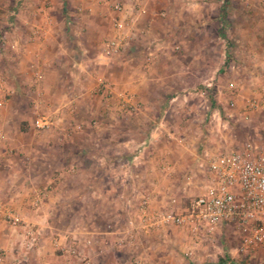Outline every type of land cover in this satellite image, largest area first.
Masks as SVG:
<instances>
[{
	"label": "rangeland",
	"instance_id": "1",
	"mask_svg": "<svg viewBox=\"0 0 264 264\" xmlns=\"http://www.w3.org/2000/svg\"><path fill=\"white\" fill-rule=\"evenodd\" d=\"M56 1L2 0L0 7L6 12L4 20L7 24H14L20 21V12L36 6L43 14L53 6H59ZM65 3L64 22L70 25L66 24L61 29L56 27L54 36L47 40L42 56L55 66L56 75L61 78L57 80L50 75L47 80L46 86L58 93L57 96L53 95L54 100L51 95L48 96L51 105L43 94V79L36 78L37 69L30 61L25 64L26 79L17 77L10 80L3 75L1 70L4 62L9 66L12 57L19 54V48L9 44L12 38H8L10 42H7L6 37H20L17 34L20 31L13 29L10 32V28L3 25L0 28V38L3 37L0 39V117L20 125L30 123L31 126L39 116H46L51 122L58 117L71 122L82 120L87 126L101 122L103 118L115 120L119 123V134L123 133L126 138L133 137L126 161L131 164V157L139 155L140 163L135 165L137 171L143 170L145 152L152 150L153 145L149 141L158 131L160 121L167 124L165 130L170 140L189 133L196 136L193 148L197 158L190 166L182 168L183 172L174 171L175 186L171 191H164L167 205L170 198L176 201L184 198L176 187H180L183 180L186 181L189 175H195L202 168L203 152L239 150L247 142L258 141L264 116L253 113L248 120H244L241 115L243 105L235 104L237 98L232 101L229 95H235L238 90L233 84L238 81V71L244 70L249 63L244 62L246 55L243 54L248 51L252 54L250 56H255L248 68L263 72L260 81L251 89L260 93L264 88V0H221L219 6L224 9L222 14L208 25L201 39L194 35L189 44L185 41L186 32L181 31L180 24H173L174 17L168 15V37L151 61L147 60L146 46L142 43L131 45L132 36L109 59L97 58L98 54L100 56L101 44L114 35L112 19L117 16L111 8L114 0L105 7L108 11L101 18L84 15L81 9L76 10L79 6L74 12L69 11V2ZM174 7H179V3ZM41 18V23L47 27L53 26L48 13ZM177 20H180V16H177ZM80 24H84V27L80 28ZM132 32L131 25V35ZM20 34H25L22 38L25 40L26 33ZM22 39L17 45H23ZM60 42L65 48L64 54L60 52ZM77 61L86 63L94 72L93 75L86 79H72L80 70L76 68ZM190 66L194 69L192 72L188 71ZM142 70L153 77H139L143 74ZM86 88L88 94L83 96ZM65 91L74 92L76 96L79 94L77 106L74 111L67 112L65 107L62 111H54L56 106L53 102ZM64 100L59 98L58 105ZM231 101L232 107L229 105ZM105 103L117 106L119 112L107 115L99 110L96 112V106ZM84 105L91 109L84 108ZM85 128L76 130L84 135L88 131ZM68 133L67 137L77 134ZM58 150L67 152L69 146L60 144ZM150 177V174L140 173L138 178L143 184ZM157 177L161 180L169 176L162 173ZM93 194L96 195L92 197L84 192L77 202L71 204L66 195L58 217L55 216L52 222L65 234V242L72 240L68 234L76 230V248L80 252V259L75 260V264H264V249L241 250L238 234L231 226H218L212 234L198 232L196 235L180 227L157 229L144 226L140 223L138 204L142 198H148L149 191L137 200L132 212L124 209L120 201L116 202L117 192L109 195V199L113 200L112 206L97 197L100 191ZM149 203L148 210L151 212H168V206L154 209ZM110 207L115 209L112 215ZM70 259L74 261L72 257Z\"/></svg>",
	"mask_w": 264,
	"mask_h": 264
},
{
	"label": "crops",
	"instance_id": "2",
	"mask_svg": "<svg viewBox=\"0 0 264 264\" xmlns=\"http://www.w3.org/2000/svg\"><path fill=\"white\" fill-rule=\"evenodd\" d=\"M57 1L59 6H53L51 10L44 11L43 14H40L41 10L36 6L20 12L18 15L20 21L14 24H7L4 20L6 12L0 7V28L3 25V27L10 28V32L13 29H18L20 32L26 33L25 40L22 39L25 34L21 35L20 32H17L20 37L14 38L15 40L13 37H6L7 42H10L9 39L12 38L9 44H12L13 48H19V54L12 57L11 65L8 66L6 61L4 62L3 70H1L3 75L8 76L10 80L17 77L26 79L25 64L26 61H30L37 69L36 78L43 79L42 90L49 104L52 103V98L54 100L53 95L57 96L58 93L46 86L47 80L50 75L57 80L61 78L57 77L55 66L44 60L42 56L47 40L54 36L56 27L61 29L66 24L70 25V23L64 22L63 13L66 10L64 3L69 2V11L74 12L75 8L79 6L76 10L80 11L81 9V12L84 11V15H95L101 18L107 13L105 11H108L105 7H108L113 0L108 2H103L104 0ZM114 1L119 2L123 8L118 14L120 18L132 25L133 42L131 45L142 43L141 45L146 46L148 61H151L168 37V15L174 17L173 24H180L181 31L186 32L185 41L189 44V40L191 41L194 35H196L195 38L201 39L208 25L224 11L219 6L221 0ZM178 3L179 7H174ZM169 6H171L170 10ZM45 13L51 16L52 27L41 23L43 21L41 16ZM108 14L111 15V12ZM177 16H180L179 21ZM79 27L83 28L84 24H80ZM12 34L15 36V33ZM20 38L23 41V49H21V43L17 45ZM58 46L61 48L60 52L64 54L65 48L62 47V43L60 42ZM243 54L246 55L244 62L249 63L246 64L247 66L245 65L244 70H237L238 85L236 82L233 86L238 87V90L235 95L233 93L229 95L231 100L237 98L235 104L242 105L248 99L259 98L260 93L251 87L254 88L263 73L258 72L255 68H248V64L255 59L254 55L250 56L249 51ZM98 55L97 58L102 59ZM101 63H103L102 60ZM75 65L80 70L77 76L74 75L72 79H86L94 73L86 63L82 64L77 61ZM134 68L137 69V67ZM193 70L191 66L188 67L189 72ZM239 72L241 73L239 74ZM142 73L139 77H153L148 76L145 70H142ZM52 85H54L53 82ZM86 89L82 93L83 96L88 94V89ZM49 95L52 96L51 99H48ZM78 95L76 96L74 92H61L58 95V100L53 102L56 106L54 111H62L64 107L67 112L68 110L74 111L78 103L76 101ZM59 98L65 100L58 105ZM43 106L45 107V105ZM84 108L87 109L89 106L84 105ZM86 109L84 110L86 111ZM95 110L96 112L101 111L104 115L119 112L117 106L106 103L100 107L96 106ZM261 115L264 116V114ZM118 125L117 121H109L105 118L101 122H94L87 126L86 122L82 120L71 122V120L58 117L53 120L49 130L34 131L30 123L20 125L0 117V264H75V259L71 260V256L67 254L66 250L72 244L77 246L76 230L70 231L68 234L72 240L65 242V234L52 224L55 216L58 217L59 208L63 205L66 195L69 197V204H71V202H77L84 192H88L93 197L96 195L93 194L94 192L100 191L97 197L111 205L113 200L109 199V195L112 192H117L116 202L120 201V205H123L124 209L127 208L132 212L137 200L149 191L147 197L151 207L162 209L168 206L164 199V191L173 190L175 186L174 171L183 172L182 168L190 166L197 158L196 150L193 148L196 136L189 133L187 136L170 140L168 131L165 130L168 127L167 124L160 121L158 131L149 141L153 145L152 150L145 152L143 170L137 171L135 165L140 163L139 155L131 157V164H127L129 162L126 161L127 153L132 147L133 137L126 138L123 133L119 134ZM83 127L88 130L84 135L76 130ZM114 127H116L115 131ZM102 131L106 133L100 134ZM66 132H69L68 134L76 132L77 134L75 137H71V134L67 137ZM60 144L68 145L69 150L60 152L58 150ZM197 165L201 166L199 163ZM202 170L201 168L195 175H189L186 181H182L180 187H176L182 197L203 191L205 181ZM140 173L150 174L152 177L141 184L138 178ZM162 173L165 176L168 175V179L160 180L157 177ZM113 205L117 206V204ZM4 208H8L16 215L18 219L16 226H10L4 222L1 214ZM113 209L114 207H110V211H113L111 215L115 212Z\"/></svg>",
	"mask_w": 264,
	"mask_h": 264
},
{
	"label": "built area",
	"instance_id": "3",
	"mask_svg": "<svg viewBox=\"0 0 264 264\" xmlns=\"http://www.w3.org/2000/svg\"><path fill=\"white\" fill-rule=\"evenodd\" d=\"M111 8L117 16L112 19L114 35L101 44L103 59H109L131 36V24L118 15L123 9L121 4L115 2ZM229 105L232 107L233 102ZM253 113L264 114V88L259 98L248 99L242 106L244 120ZM51 124L48 117L39 116L32 127L46 131ZM260 132L257 142H247L239 150L203 152V191L184 197V202L170 198L167 213L149 211L148 198H142L138 204L140 223L157 229L180 227L192 235L212 234L218 226H231L238 234L241 250L264 249V123ZM1 214L4 222L17 225L16 215L8 208ZM66 252L75 260L80 259L74 244Z\"/></svg>",
	"mask_w": 264,
	"mask_h": 264
},
{
	"label": "trees",
	"instance_id": "4",
	"mask_svg": "<svg viewBox=\"0 0 264 264\" xmlns=\"http://www.w3.org/2000/svg\"><path fill=\"white\" fill-rule=\"evenodd\" d=\"M181 201H182V202H184V201H185V199H182Z\"/></svg>",
	"mask_w": 264,
	"mask_h": 264
}]
</instances>
